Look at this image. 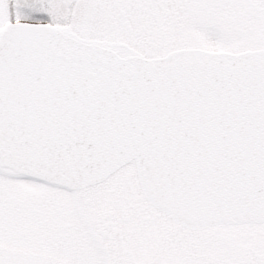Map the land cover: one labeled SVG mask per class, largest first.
Listing matches in <instances>:
<instances>
[{
    "label": "snow or ice",
    "instance_id": "snow-or-ice-1",
    "mask_svg": "<svg viewBox=\"0 0 264 264\" xmlns=\"http://www.w3.org/2000/svg\"><path fill=\"white\" fill-rule=\"evenodd\" d=\"M0 264H264V0H0Z\"/></svg>",
    "mask_w": 264,
    "mask_h": 264
}]
</instances>
